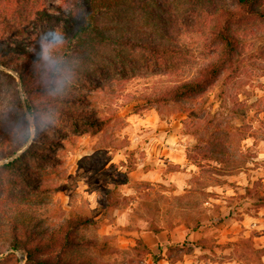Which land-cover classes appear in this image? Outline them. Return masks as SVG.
<instances>
[{"label":"rangeland","instance_id":"1","mask_svg":"<svg viewBox=\"0 0 264 264\" xmlns=\"http://www.w3.org/2000/svg\"><path fill=\"white\" fill-rule=\"evenodd\" d=\"M234 7V0L122 4L101 23L104 34L120 43L106 42L93 56L73 62L77 75L50 80L52 89L34 90V99L47 106L37 121L19 74L0 64V264H31L12 248L15 224L39 220L55 228L79 214L94 223L81 231L91 244L75 252L77 263L264 264V237L257 231L248 237L239 222L244 211L258 212L260 203L252 199L264 198V17L229 25L239 44L233 63L203 96L180 104L148 103L217 60L213 30L217 19L226 21L217 12ZM67 12L65 0H0V47L33 58L47 73ZM122 40L182 52L157 60ZM43 78L49 80L47 74ZM75 93L84 98L67 100ZM70 110L84 117L73 119ZM152 115L178 134L199 167L190 179L191 193L128 182V169L144 154L140 139L150 133L144 124L153 122ZM88 118L102 124L93 126ZM238 181H250L248 196L229 200L207 192ZM246 197L253 206L245 205ZM191 230L205 233L206 249L181 241ZM144 236L154 249L138 243Z\"/></svg>","mask_w":264,"mask_h":264},{"label":"trees","instance_id":"2","mask_svg":"<svg viewBox=\"0 0 264 264\" xmlns=\"http://www.w3.org/2000/svg\"><path fill=\"white\" fill-rule=\"evenodd\" d=\"M128 1L133 0H65L68 5V15L64 18L59 29L60 42L53 53V60L47 65V73L44 72L45 68L37 64L33 58L20 56L14 53L9 46L0 47V64L13 68L19 74L22 89L28 96V110L34 115L36 121L38 112L47 106L46 104L39 105L34 99V90L41 92L45 89H52L51 81L56 82L64 73L72 74L74 71L77 75L72 67L73 62H77L82 56L85 58L93 56L104 43L113 41L115 44H119V40L104 34L101 30V23L102 19ZM234 2V9L222 8L217 12L219 17L226 19L224 24L217 19V25L213 30L220 49L217 60L201 68L195 78L175 82L157 98H148L150 105L156 103L180 104L189 99L195 100L203 96L210 87L215 85L226 68L233 63L239 44L236 36L230 31L231 26L229 25L235 20L264 17V0H234ZM99 28L100 32H98ZM121 43L126 46L140 47L147 52L149 57L157 60L167 59L182 52L181 49L170 45L147 41L122 40ZM46 74L49 80L43 78ZM66 98L67 100L73 98L81 101L84 96L75 93L66 95ZM50 107H54V105H50ZM69 113L73 119L81 120L84 117L83 112H71L70 110ZM88 120L93 126L102 124L95 118H88ZM27 125V131H30V122H27ZM34 127L36 128V124ZM28 137L24 143L28 141ZM220 148L225 149L223 146ZM224 153L228 152L224 151ZM132 169L129 168L128 173ZM15 170L17 171V169ZM250 192V189L247 190V194ZM260 205H264V198H260ZM93 223L94 220L90 217L79 214L65 220L55 228L43 226L39 220L33 221L29 226L15 224L11 240L12 248L24 252L31 264H84L77 263L74 256L82 246L91 244V241L86 239L81 231ZM138 243L145 244L143 239L138 240ZM148 253L153 254L152 250H148Z\"/></svg>","mask_w":264,"mask_h":264},{"label":"crops","instance_id":"3","mask_svg":"<svg viewBox=\"0 0 264 264\" xmlns=\"http://www.w3.org/2000/svg\"><path fill=\"white\" fill-rule=\"evenodd\" d=\"M152 118V123L148 125L144 124L147 127L146 130L150 133H148V136L144 140L140 139V141L144 143L143 145H145L142 149L144 154L142 158L139 159L140 163L136 164V167L128 174L130 182L161 184L164 186L172 185L175 188L176 194L191 193L192 183L190 179L198 171L199 167L188 159L186 148L180 141L178 134L163 122L159 124L161 121L160 118H155V115H152ZM262 155H264V153ZM246 172V170L241 171L240 174L246 175ZM249 182L250 181L243 183L238 181L234 186L229 184L224 188L210 186L207 188V192L213 194L217 191L218 193L226 194L227 197L231 198L229 200H232L239 194L248 196L247 190H251V184ZM249 198L250 197H246V199H244L245 205L250 204L248 201L250 200ZM255 201L260 203V198L252 199V203H255ZM257 209V213L244 211L242 214L243 218L240 219L239 222L241 223L240 227L247 229L245 233L247 235L249 234L248 237L253 235V231H257L259 235H257L258 238H262L264 237V225H262V223H264V205L258 206ZM232 215H234V212H232ZM229 219H233V216H230ZM180 227L185 228V226ZM161 233H163V231ZM184 233V238L181 239V241L186 239L187 241L196 242L199 249H206L203 241V238L206 237L204 232L191 230L184 231ZM144 241L149 247H152L151 249H154V246L149 242L150 237L144 236Z\"/></svg>","mask_w":264,"mask_h":264}]
</instances>
